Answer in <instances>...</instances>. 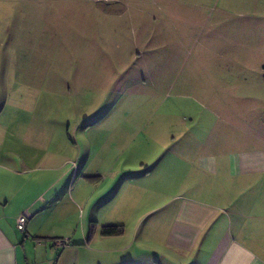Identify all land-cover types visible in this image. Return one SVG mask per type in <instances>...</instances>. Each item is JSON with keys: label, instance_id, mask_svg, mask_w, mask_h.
I'll return each instance as SVG.
<instances>
[{"label": "rangeland", "instance_id": "1", "mask_svg": "<svg viewBox=\"0 0 264 264\" xmlns=\"http://www.w3.org/2000/svg\"><path fill=\"white\" fill-rule=\"evenodd\" d=\"M3 124L63 141L86 174L111 155L97 135L128 142L126 157L159 135L166 150L133 156L159 154L153 179L173 161L220 189L200 157L264 135V0H0Z\"/></svg>", "mask_w": 264, "mask_h": 264}, {"label": "crops", "instance_id": "2", "mask_svg": "<svg viewBox=\"0 0 264 264\" xmlns=\"http://www.w3.org/2000/svg\"><path fill=\"white\" fill-rule=\"evenodd\" d=\"M7 125L0 131V264H264V135H242L238 149L200 157L218 178L213 189L194 166L181 179L173 161L171 179H153L156 165L148 164L159 154L150 162L133 156L164 151L159 135L137 141L127 157L128 142L97 135L111 155L92 169L98 174H86L84 164L69 165L63 141ZM202 188L206 196L196 193ZM104 225L121 232L104 235ZM55 238L69 243L56 248Z\"/></svg>", "mask_w": 264, "mask_h": 264}, {"label": "built area", "instance_id": "3", "mask_svg": "<svg viewBox=\"0 0 264 264\" xmlns=\"http://www.w3.org/2000/svg\"><path fill=\"white\" fill-rule=\"evenodd\" d=\"M28 214L26 212H22L16 219V227L20 230H23L25 228L26 220H27ZM69 243V240L67 238H61L54 241V247L56 248H63Z\"/></svg>", "mask_w": 264, "mask_h": 264}, {"label": "trees", "instance_id": "4", "mask_svg": "<svg viewBox=\"0 0 264 264\" xmlns=\"http://www.w3.org/2000/svg\"><path fill=\"white\" fill-rule=\"evenodd\" d=\"M121 232L119 225H104L101 228V233L104 235L118 234Z\"/></svg>", "mask_w": 264, "mask_h": 264}]
</instances>
